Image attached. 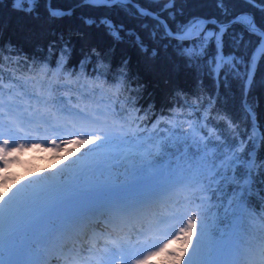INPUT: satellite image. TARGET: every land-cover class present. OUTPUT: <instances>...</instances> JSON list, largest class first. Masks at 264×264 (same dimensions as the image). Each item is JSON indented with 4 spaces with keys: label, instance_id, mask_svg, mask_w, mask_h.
<instances>
[{
    "label": "snow or ice",
    "instance_id": "snow-or-ice-1",
    "mask_svg": "<svg viewBox=\"0 0 264 264\" xmlns=\"http://www.w3.org/2000/svg\"><path fill=\"white\" fill-rule=\"evenodd\" d=\"M214 3L219 9L215 18L193 16L187 23L181 22L173 27L167 23V17L161 19V13L174 8L175 0H163V3L146 0L144 4L140 0H79L80 6L118 7L139 21V26L154 41L164 38H169V44L176 41V50L187 57L186 66L198 74L206 71L217 86L227 85L230 77L239 80L243 107L253 120L251 135L239 132L236 126L241 137L239 144L236 141L217 144L214 140L218 141L220 137L215 136L214 129L201 135V127L192 124L185 133L177 134L174 131L177 124L171 118L163 114L150 116L151 103L147 110L143 108L140 104L142 93L139 86L132 87L129 83L132 77L128 73H117L112 85H107V81L96 83L93 80L89 87H108L111 93L109 104L99 110L86 112L81 109L77 116L84 124L100 125V131L88 133L87 139H71L66 143L95 144L97 149H101L110 148L119 140L117 147L124 150L117 153L116 158L122 161L123 179L105 176L107 164L104 157L108 154L99 153L100 159L85 162L76 170V179L71 184L36 183L21 186L11 195L0 192V264H50L49 252L54 242L74 226L90 223L91 217L97 214L103 217L97 226L102 224L105 229H111L106 233L105 246L97 248L93 236L85 241L89 245L86 254L75 251L67 264H111L117 256L124 264H148L153 256L159 255L164 257V264H264V231L255 243L246 245L243 250L233 245L229 232L231 229L234 235L240 222L250 214L254 194L264 204V162L257 164L253 153L259 128L247 100L256 68L264 64V0H242L249 8L239 12L234 10L231 0H214ZM38 5L39 0L12 2L14 10L27 14L36 13ZM45 7L53 19L73 14L72 8L54 7L52 0H45ZM253 10L261 13L260 21L255 18ZM168 17L174 20V13L168 12ZM36 18L39 19L38 13ZM81 19L88 26L103 25L116 41H123L121 32L133 36L142 52L147 54L151 51L152 57L159 54L156 47L150 50L137 33L126 30L123 24H114L107 14L99 20L83 16ZM208 24L214 27H206ZM225 37L227 47L233 50L228 53L225 52ZM185 41L190 43L185 44ZM52 48L50 44L49 53ZM6 49H12L11 41L0 45V52ZM240 49H244V53L236 55ZM91 51L96 53L95 48ZM68 55L69 47L65 43L56 60V68L49 70L45 63L41 65L40 72L45 76L51 73L53 78H57L67 71ZM96 58H100L99 53H96ZM80 63L83 68V61ZM127 63L125 60L123 65L126 67ZM72 75L74 73H67L68 77ZM56 83H59L58 79ZM53 89L54 84L50 80L48 91ZM214 102L210 99L209 106ZM3 103L0 91V112H3ZM148 123H151V129L147 127ZM229 124L234 126L232 121ZM161 125L166 127L161 128ZM3 127L0 121V129ZM161 132L164 135H160ZM244 136L251 141L248 151H245ZM259 141L264 143V131ZM10 143L15 146L10 147ZM24 148V144L15 143L12 137L3 139L0 164L6 169L14 158L12 153ZM97 172L99 175H95ZM6 179H0V183ZM177 188L183 191L184 210L181 212L177 207L172 212V218L178 220L179 230L176 231V225H172L171 239H167L159 235L163 231L160 225L166 217L158 216L154 208L158 202L167 201L169 193ZM211 208L217 209L214 213L216 222L222 223L224 228L205 230L200 217ZM149 217V228L136 230L135 240L130 234L131 229L125 232L120 227L125 221ZM142 245L155 250L143 256L139 250Z\"/></svg>",
    "mask_w": 264,
    "mask_h": 264
},
{
    "label": "trees",
    "instance_id": "trees-1",
    "mask_svg": "<svg viewBox=\"0 0 264 264\" xmlns=\"http://www.w3.org/2000/svg\"><path fill=\"white\" fill-rule=\"evenodd\" d=\"M12 2L13 0H0V45L9 41L12 44L11 50L0 52V85L3 92L11 90L14 95L21 93V97L44 102L50 108L59 111L104 109L109 104L111 95L108 87L94 89L89 85L93 80L96 83L107 81V85H112L115 83L114 78L117 73L124 71L132 77L129 81L132 87L139 86L142 93L140 104L143 108L147 110L148 104L151 103L153 108L149 111L150 116L163 114L171 118L177 124L174 129L177 134L185 133L192 124L201 126V135L214 129L215 136L220 137L218 141L214 140L217 144H231L233 141L239 144L241 137L237 133L236 126L239 132H247L251 135L253 120L246 115L243 107L242 85L239 80L230 77L227 85L217 86L215 80L207 75L206 71L198 74L193 68L186 66L187 57L176 50V41H172L171 44L169 38L154 41L149 33L139 26V21L131 18L118 7L80 6L79 0H52L54 7L73 9L71 16L53 19L48 15L45 0H39L36 9L39 15L37 19L36 13L27 14L14 10ZM140 2L144 4L146 0ZM160 3H163V0H160ZM231 5L236 12L249 8L242 3V0H231ZM253 11L257 21H260L261 13ZM168 12L174 13V20L168 17ZM105 14L114 24H123L126 30L137 33L150 50L156 47L159 54L152 57L151 51L147 54L142 52L134 42L133 36H126L121 32L124 36L123 41H116L103 25L88 26L81 19L83 16L99 20ZM218 15L219 9L215 7L214 0H175L174 8L161 13V16L167 17V22L173 27L181 22L187 23L193 16L209 18ZM207 27L214 26L208 24ZM225 41V52L233 51L227 47V37ZM65 43L68 44L70 52L65 65L67 71L60 73L57 78H53L51 73L45 76L39 70L41 65L47 63L48 69L54 70L60 50ZM50 44L53 45L51 53L48 50ZM166 46L167 50H165ZM93 48L100 54L99 59L96 58V53L91 51ZM243 53L244 49L235 52L236 55ZM125 60L128 61L126 67L123 65ZM68 72L74 75L68 77ZM50 80L54 84L51 92L48 91ZM210 99L215 101L211 106H209ZM247 100L254 113L255 124L259 128L256 131V147L253 153L256 163L260 164L264 162V143L259 141V136L264 131V64L256 68ZM140 115H143V112ZM229 121H232L234 126H230ZM147 127L151 129V123H148ZM165 127L161 125V128ZM160 135L164 133L161 132ZM243 139L246 141L245 151H248L251 141L248 140V136H244ZM87 147V144L79 145L80 149H73L70 153L79 154L82 149H88ZM49 162L51 163V160ZM35 168L36 165L33 164L29 169H23V172L25 175H30ZM195 182L193 180V184ZM253 201V209L244 217L240 225V241L248 244L255 242L264 231V204L255 194ZM205 207L210 206L205 205ZM216 211V208H211L210 211L201 214L200 218L205 224V230L215 227L224 228L222 223L216 222L214 215ZM157 259L158 264H164L162 255Z\"/></svg>",
    "mask_w": 264,
    "mask_h": 264
},
{
    "label": "rangeland",
    "instance_id": "rangeland-1",
    "mask_svg": "<svg viewBox=\"0 0 264 264\" xmlns=\"http://www.w3.org/2000/svg\"><path fill=\"white\" fill-rule=\"evenodd\" d=\"M4 103L8 102L10 104V108L14 111L19 112V114L24 117L26 120H32L39 118L42 120L43 124L38 126V128L44 130L49 129H61L63 134V137L60 139L59 143L56 144H49L48 141H51L52 139H56L57 134H55L57 131H55L53 134L44 136V139L46 142H35V141H26L24 138H22V133L19 134V137L17 140H15V143L17 144H24L25 148L22 151L12 153L11 162L8 164L7 168L5 169L2 164H0V179H3L6 177L4 183H0V192L2 193H8L11 191L12 187L17 185L20 181L25 179L22 175L21 168H29L31 164L34 162H39L38 169L35 172H32L28 177H32L38 170L42 169H48V168H54L58 164H62V167L60 168L59 174L50 179L49 181H42L40 183H46V184H52V183H60V184H71L76 179V170L85 162L93 161L96 159H100L99 153H106L104 157L106 164H107V171L105 172V176L111 175L113 179H115L117 176L122 180L123 176V168L120 167L122 161L118 158H116V154L123 151L124 149L117 148L118 140L116 143H114L110 148H101L97 149L96 145L94 144L91 149H89L87 152L59 160L56 163L47 164L46 157L54 158L58 157L59 155H63L67 150H69L72 147V144L66 143L67 140L81 138L85 139L87 137L88 133H95L100 131V127H98L96 124L88 123L84 124L80 118L77 116V113H67L64 116H57L54 113H50L47 109V107H44L43 105L37 104L34 106L32 102L29 99H26L27 101H23L21 104H19L17 101L12 100V98H3ZM16 105H15V103ZM3 112H5L3 110ZM3 112H0L3 113ZM87 125L89 128H82L79 129L77 125ZM60 125V126H59ZM81 133H84L81 135ZM102 134V133H101ZM115 134V133H114ZM118 135V134H115ZM12 136L2 135L0 136V143L3 142V139L9 138ZM40 137V136H39ZM13 138V137H12ZM97 144H99V141H97ZM32 145H38V147H33ZM10 147L15 146L14 144L10 143ZM43 159H40V157ZM95 175H99V173H95ZM179 190V188H177ZM176 191L175 189L172 190L169 193V199L167 201H164L163 204L158 205L159 207H156L157 210L155 211L156 214L159 216L160 212L163 214V211L166 214V220L163 224L160 225V228L163 229L161 237H165L167 239H171V232H172V225H176L175 230H179V223L178 220L172 218V212L176 210L177 207H181V203L179 202V195L175 196ZM179 202V204H177ZM184 208V205L182 206ZM151 217L148 218L146 223L144 225H140L137 227L138 229H145L147 230L149 228V220ZM186 222V221H185ZM241 226L236 229L235 234H231L232 230L230 229V237L232 238L233 245L240 247V243L238 242V236L240 235ZM207 231V230H206ZM255 243V242H253ZM103 244V243H102ZM106 244V242H105ZM248 245V244H247ZM88 244L82 245L79 247L80 252L87 251ZM147 248L144 252H142L143 256H147L149 251H154V248H150L148 245H146ZM104 245L98 244L97 248H103ZM173 247H175L173 245ZM85 250V251H83ZM154 257V256H153ZM152 257V258H153ZM142 258V257H138ZM150 259L149 262L154 264L153 259ZM118 260V259H117ZM67 262V261H66ZM148 262V263H149ZM53 264H57V262H54Z\"/></svg>",
    "mask_w": 264,
    "mask_h": 264
},
{
    "label": "bare ground",
    "instance_id": "bare-ground-1",
    "mask_svg": "<svg viewBox=\"0 0 264 264\" xmlns=\"http://www.w3.org/2000/svg\"><path fill=\"white\" fill-rule=\"evenodd\" d=\"M7 114L10 117H5V119H2L4 114H1L0 116V121H2L4 125V127L0 129L3 135L4 133L9 134L13 138L17 139L19 135V132L17 131V129L23 130L24 134L29 133V132L36 134L35 130H39V133L41 136L49 135L52 131V129L48 131L40 130L38 126H40V124L42 125L43 122L39 118L32 119V120H25V118L22 117L17 111H9ZM7 120H11V121H7ZM36 125L38 126L36 127ZM96 125L100 127V125L98 124ZM14 127H16L17 129H14ZM77 127H79V129H82V128H86V125L80 124V125H77ZM58 130L61 132L60 128ZM59 131H57V133ZM61 167H62V164H58L54 168L38 170L32 177H27L23 179L22 181H20L17 185L13 186L11 191L6 193V195H11L12 192H14L17 188H20L21 186L36 184L42 181H46V182L49 181L50 179L56 177L59 174ZM163 203L164 201L158 202L154 208V211L157 210L156 207H159L158 205L163 204ZM101 220H103V217L97 214L91 217L90 223L85 222L82 225L74 226L71 230L65 233L62 237L58 238V240L54 242V245L50 249V252H49L50 264H53L54 262H57V264H60V263H63L67 259H71L74 252L77 251L79 246H82L83 244H85L86 240H88L89 238H92L93 236L95 240L100 238L101 235L103 234V231L108 230V229H105L102 224L97 226V222ZM138 221L140 220L125 221L122 223L123 225L121 228L126 232H128L129 229H131L132 232L130 234L134 238L136 237V233L134 232V227L136 226V223ZM232 238L233 236L230 237L231 242H232ZM143 248L145 249V245L140 246L141 251H144ZM117 259H118V256L116 257L115 260L111 262V264H121L122 260H117Z\"/></svg>",
    "mask_w": 264,
    "mask_h": 264
},
{
    "label": "water",
    "instance_id": "water-1",
    "mask_svg": "<svg viewBox=\"0 0 264 264\" xmlns=\"http://www.w3.org/2000/svg\"><path fill=\"white\" fill-rule=\"evenodd\" d=\"M210 18H215V17H209V19H210ZM161 19H164V17L161 16ZM167 23H168V22H167ZM168 24H169V23H168ZM169 25H170V24H169ZM206 27H207V25H206Z\"/></svg>",
    "mask_w": 264,
    "mask_h": 264
}]
</instances>
